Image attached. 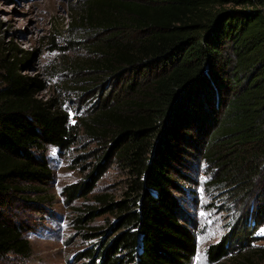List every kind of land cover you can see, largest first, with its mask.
<instances>
[{
  "label": "trees",
  "instance_id": "trees-1",
  "mask_svg": "<svg viewBox=\"0 0 264 264\" xmlns=\"http://www.w3.org/2000/svg\"><path fill=\"white\" fill-rule=\"evenodd\" d=\"M70 10L74 15L69 29L83 24L100 36L94 44L98 57L84 60L77 73L144 71L121 95L103 100L93 113L79 118L84 135L109 138L111 145L83 181L62 188L66 201L92 190L110 149L125 169V181L119 200L98 195L102 208L88 209L84 216L90 220L112 212L113 234L78 256L92 259L91 264H187L195 240L182 223L169 172L178 139L208 137L205 159L214 162L213 177L230 195L253 199L264 194L263 0H81ZM4 45L0 260L30 254L23 225L8 215L7 203L50 180L51 170L40 152L46 146L68 148L76 128L67 111L52 100L36 98L43 84L21 73V51L9 42ZM261 215L264 200L254 203L250 222L237 224L206 247L209 261L249 246Z\"/></svg>",
  "mask_w": 264,
  "mask_h": 264
},
{
  "label": "rangeland",
  "instance_id": "rangeland-1",
  "mask_svg": "<svg viewBox=\"0 0 264 264\" xmlns=\"http://www.w3.org/2000/svg\"><path fill=\"white\" fill-rule=\"evenodd\" d=\"M80 1L0 0V45L9 42L21 51L25 57L21 73L43 84L36 98L52 100L67 111L69 123L76 125L68 148L46 146L40 152L51 170L50 180L25 189L7 203L8 215L23 225L22 234L31 250L23 259L7 255L0 264H91L92 259L78 253L90 245H102L113 234L116 217L112 212H101L90 220L84 216L88 209L102 208L96 196L116 201L123 195L125 169L114 151L110 149L105 157L104 172L88 194L66 201L62 188L83 181L111 145L109 138L84 135L79 118L93 113L103 100L121 95L144 71L125 69L113 74L89 69L77 73L84 60L98 57L94 44L100 37L83 24L69 29L74 15L70 8ZM190 138L177 140L179 150L169 165L182 223L195 240L187 264H264V215L250 234L249 246H239L215 262L206 256L208 245L237 224L250 222L254 203L262 202L264 194L253 199L230 195L213 177L217 170L214 162L205 159L208 137ZM88 233L93 236L86 238Z\"/></svg>",
  "mask_w": 264,
  "mask_h": 264
},
{
  "label": "water",
  "instance_id": "water-1",
  "mask_svg": "<svg viewBox=\"0 0 264 264\" xmlns=\"http://www.w3.org/2000/svg\"><path fill=\"white\" fill-rule=\"evenodd\" d=\"M263 9H264V0H263Z\"/></svg>",
  "mask_w": 264,
  "mask_h": 264
}]
</instances>
